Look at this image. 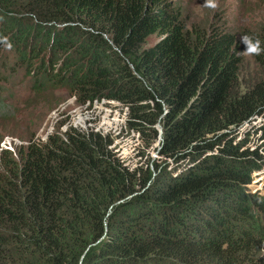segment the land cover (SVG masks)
Wrapping results in <instances>:
<instances>
[{
    "label": "trees",
    "instance_id": "16d2710c",
    "mask_svg": "<svg viewBox=\"0 0 264 264\" xmlns=\"http://www.w3.org/2000/svg\"><path fill=\"white\" fill-rule=\"evenodd\" d=\"M1 51L36 95L125 106L158 158L130 168L72 125L2 150L0 264H264V14L231 32L181 0H0Z\"/></svg>",
    "mask_w": 264,
    "mask_h": 264
},
{
    "label": "rangeland",
    "instance_id": "374dc122",
    "mask_svg": "<svg viewBox=\"0 0 264 264\" xmlns=\"http://www.w3.org/2000/svg\"><path fill=\"white\" fill-rule=\"evenodd\" d=\"M188 24L207 26L210 22H223L231 32L241 28L258 24L264 14V0H181ZM158 35L148 38L151 45L158 40ZM245 61L250 62L248 54ZM15 64V58L5 51L0 52V154L2 150L11 151L15 156L17 149L26 144L30 133L34 139L45 141L47 135L54 130L62 132L68 125L76 126L81 131L94 128L100 132L110 131L116 142L114 151L123 165L130 168L144 165L147 158L156 160L154 148H143L144 155H140L138 135L126 131L123 126L126 108L114 101H97L93 106L88 103H78L74 96H69L63 90L46 91L42 97L35 94L30 76L18 67L9 69L6 66ZM16 66V65H15ZM50 104V105H49ZM49 105V106H47ZM84 113H87L84 115ZM34 117H38L34 119ZM255 120L250 125L258 124ZM59 127L57 128V126ZM249 123L243 128L246 129ZM7 128L8 131L3 129ZM158 132L161 127L156 126ZM22 133L18 136L12 132ZM119 133V134H118ZM118 134V135H117ZM5 145V146H4ZM258 182L253 183L260 191H264V168L255 177ZM252 189H256L253 185Z\"/></svg>",
    "mask_w": 264,
    "mask_h": 264
},
{
    "label": "clouds",
    "instance_id": "9594fccd",
    "mask_svg": "<svg viewBox=\"0 0 264 264\" xmlns=\"http://www.w3.org/2000/svg\"><path fill=\"white\" fill-rule=\"evenodd\" d=\"M241 43L245 46L246 52L250 54H259L260 48L258 42H254L252 37L247 36V35H241L240 37Z\"/></svg>",
    "mask_w": 264,
    "mask_h": 264
},
{
    "label": "bare ground",
    "instance_id": "6f19581e",
    "mask_svg": "<svg viewBox=\"0 0 264 264\" xmlns=\"http://www.w3.org/2000/svg\"><path fill=\"white\" fill-rule=\"evenodd\" d=\"M5 146V145H4Z\"/></svg>",
    "mask_w": 264,
    "mask_h": 264
}]
</instances>
